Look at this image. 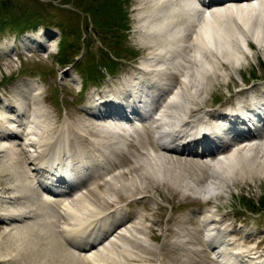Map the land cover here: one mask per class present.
Masks as SVG:
<instances>
[{"label":"bare ground","instance_id":"6f19581e","mask_svg":"<svg viewBox=\"0 0 264 264\" xmlns=\"http://www.w3.org/2000/svg\"><path fill=\"white\" fill-rule=\"evenodd\" d=\"M139 4L138 33L143 45L150 48L147 56L135 67L136 74L127 76L113 94L107 93L110 97H91L82 108L90 118L103 121L107 118L112 122H101L92 129L73 118V128L68 120L55 129V117L45 108L35 81L22 83L24 89L19 94L24 109L8 98L0 108V119L9 126L4 133L0 132V172L10 174L7 183L12 193L0 197L4 201L0 205V223L7 228L3 232L8 233L6 238L17 240L20 235L30 236L26 229H37L48 243L46 248L62 256L66 264H104L103 260L109 261L111 256H142L141 252L131 250L134 247L152 249L144 235L141 213L128 211L119 204L123 190L134 196L145 193V187L164 181L178 190L194 193L207 203L217 195H224L226 183L241 179L237 175L245 170L264 178V130L257 123L253 128L258 127V132L251 135L240 120L242 117L251 126L258 119L263 122L264 97L259 100L254 97L250 106L239 100L225 114L204 109L198 118L191 115L196 95L201 89L204 95L208 92V78L222 75L223 63L230 68L238 67L250 53L251 43L264 48V0H142ZM151 105L156 106L154 112ZM218 117L229 122V130L227 124L217 123ZM140 120L150 124L146 126L153 131L157 148L146 142L150 137L147 128L144 132L136 129ZM233 124L240 125V130H235ZM101 131L104 135L95 138L94 134ZM132 131L136 140L145 134L138 143L146 154L140 158L129 153L134 163L127 170L122 169L130 173L125 180L118 158L122 156L120 149L125 148L124 138L118 133L128 137ZM230 133L234 142L211 151L215 147L211 142L228 140ZM20 148L34 161L29 169L18 164ZM164 151L194 155L198 160H188L191 169L175 171L179 161L173 165L174 160L163 157ZM62 163L66 166L64 175L60 169L46 173V168ZM181 163L188 166L187 162ZM131 169L135 171L130 172ZM87 173L91 177L82 183L80 178ZM29 176L32 178L27 180ZM49 179H54L50 184H59L60 191L52 192L53 187L43 186L42 181ZM99 183L106 186L104 191L98 189ZM70 184L76 185H71L70 192L63 191ZM133 189L138 192L132 194ZM215 212L206 208L201 220L207 231L206 241L213 247L219 263L264 264V252L253 251L258 241L242 245L243 242L229 238L231 224L223 222ZM88 215L91 219L85 221ZM52 217L60 221L58 231L72 251L65 249L53 233ZM247 235V239L252 237ZM1 237L2 233L0 242ZM175 237L185 242L179 234Z\"/></svg>","mask_w":264,"mask_h":264},{"label":"rangeland","instance_id":"374dc122","mask_svg":"<svg viewBox=\"0 0 264 264\" xmlns=\"http://www.w3.org/2000/svg\"><path fill=\"white\" fill-rule=\"evenodd\" d=\"M141 1L121 0L120 9L125 28H122L114 35L113 41L118 40V56L115 58L110 57L107 61V58L102 54V49L98 50L99 48L104 49L106 45L105 41L101 39L100 28L94 24L92 16L83 11V9L78 10L73 6V0H14L13 9L16 14H21L20 20L30 21L31 23L29 24L32 25L33 23L36 25V29L31 27L20 31L21 24L17 20L10 24H0V95H4L8 99L22 101L23 98L19 94L24 89L22 83L27 76H32L40 87L39 92L43 97L45 108H47L52 118L55 117V129L62 122L68 120H70L73 128V118L88 124L92 129L100 126L101 122H112V120L107 118L106 121L90 118L82 108L89 103L91 97L98 96L95 94L97 90L105 91L106 89L114 90L116 87L119 88L127 76L136 74L135 67H138L141 61H144L145 56H147L150 48L143 45L138 33L139 19H137V9ZM46 22L60 23L62 28L65 29L67 33L65 40L67 42L64 43L63 50L66 45L70 43H73V45L64 50V55L70 58L73 52L77 53L80 51L82 55L79 59H82L77 61V66H83L80 70L78 68L75 70L73 68L75 65L66 66L55 62L61 55L57 51L59 49L58 38L61 30L55 25H45ZM27 36H30L31 39ZM79 36L80 41L78 40ZM24 39L27 40L24 42ZM38 40L42 41L43 46L37 44ZM25 45H38V48L42 50L37 49L36 52L25 50L24 52L23 47ZM250 46V53L246 55L245 61H241L238 67L230 68L223 63V74L208 78L210 88L205 95L202 89L196 95V100L194 99V101L197 103L191 106L193 110L192 116L198 118L204 109L224 113L226 110L235 108L239 100L247 102L248 106H250L254 97L256 99L258 97V100L261 98L260 94L255 90H257V87L261 89L260 85L264 86V84H261L264 83V48L261 49L254 43H251ZM16 49L21 52L20 55L16 54ZM107 71L112 72L113 76ZM97 78L103 80L101 81V86L89 87L83 92L79 91L81 80L84 85L85 83L91 85L97 82ZM242 86L250 87L251 90L244 89L238 92V89ZM262 95L263 98L264 94ZM248 98L250 101H247ZM227 105L228 107H226ZM69 114L72 117H68ZM145 123L142 120L136 126L138 129L141 127L140 129L143 132L147 128L146 134L150 137L146 142L156 146L153 131L150 132L148 129L150 124H146L148 125L146 126ZM217 123H222V121L218 120ZM1 125L2 123L0 122ZM118 134L121 138H124L125 145L124 149H120L122 156L118 155L121 161L119 169L127 170V167L134 163L129 153L135 157L140 156V158L146 154L144 152L145 149L141 148L138 143L145 134H142V137H138L139 140H136L135 132H132L128 137L127 135L123 137L122 133ZM100 135H104V132L101 131L94 134L95 138H99ZM21 149V154L18 156V164L24 166L25 169H29L34 161L30 160L27 155L28 152H24ZM164 156L169 161L174 160L173 165H175L177 160L179 161L177 164L179 166L178 169H173L175 171H180L184 167L189 168L191 164L188 160H198L194 155L185 156L173 151H164ZM182 161L187 162L188 166L185 163H181ZM124 170H122L123 178L126 180L130 177V173ZM243 173L237 175L242 177L241 179L237 178L232 184L226 183L227 191L224 195H217L215 199L207 203L194 193L191 194L190 191L185 189H182V191L178 190L177 187H172L164 181L145 187L144 195L134 194L138 192L136 189L132 190L134 196L123 190L124 192L122 191L118 197V200H120L119 204L128 211L141 213L140 221L142 227H145L144 235L149 239L151 247H153L152 249L150 247L147 249L134 247L131 250L141 252L140 255L142 256L131 257L127 255V258L126 255L123 258L111 256L112 258L109 261L120 262V264H220L216 259L215 253H213V247L206 241L207 231L201 220L206 208H213L216 211L215 213H217V217H221V220L226 222V224H231L232 229L229 232V238L236 240V242H243L242 245H253L260 239V242H257V248L253 251L264 252V210L249 211L245 208L246 205L244 206L241 199L243 194H246L254 201H257L259 197L264 199V178L252 174L251 171L246 173L245 170ZM203 174L204 176H202L205 177L206 172H203ZM9 176V173L7 175L0 172L1 198L6 196V194H12L7 183V180L11 178ZM30 178L32 177L29 176L27 180H30ZM105 188L104 184L99 183V190L104 191ZM17 200H20V198ZM3 203L4 201H0V204ZM90 216H85V221L91 219L89 218ZM52 220L54 221L53 217ZM59 222V220L53 222V233L66 246L65 249L72 251L73 248L62 240V235L58 231ZM6 229L5 224L0 223V233H2L0 264H66L62 256L58 253L54 255L52 250L50 251L46 248L48 243L43 233L37 229L34 230L33 228L34 232L26 229L25 232H31L30 236L28 234L24 237L20 235L21 237L18 236L17 240L6 238L8 233L3 232ZM177 234L185 242L180 241V239L177 241L175 237ZM247 234L253 238L247 239ZM18 240H20V243ZM188 245L190 246L187 247ZM58 249H60L59 246ZM60 253H62L61 250ZM11 256L16 257L11 259ZM65 258H68L67 254ZM109 261L103 260V263L108 264Z\"/></svg>","mask_w":264,"mask_h":264},{"label":"trees","instance_id":"16d2710c","mask_svg":"<svg viewBox=\"0 0 264 264\" xmlns=\"http://www.w3.org/2000/svg\"><path fill=\"white\" fill-rule=\"evenodd\" d=\"M121 0H73V6L76 9H83L86 13H88L90 16L93 17L94 24L98 26L101 30V39H103L106 43L105 48H99L98 50L102 49V54L105 56L107 61L110 57H116L118 56L119 49L117 47L118 40L113 41L114 35L119 32L122 28H125L123 25V19L121 15ZM14 0H0V24L2 23H13V21H19V24H21L20 31L24 30V28H34L36 25L31 23L28 20L21 21V14H16L14 9ZM28 22V23H26ZM25 24V25H24ZM48 24L49 26L55 25V27L59 28L61 30L59 35V49L58 52L59 57L57 60H55L56 63H61L62 65H70L71 63L75 65V68H82L83 66H77V61L81 60L79 57H81V53L79 52H73L70 55V58L65 57L64 50L67 47H70L73 45V43H70L65 46L64 50V43L67 42L66 39V31L62 28L61 24H54L53 22H46L45 25ZM80 36L78 37L79 40ZM116 39V38H115ZM80 41V40H79ZM108 41V42H107ZM63 50V51H62ZM60 65V64H59ZM61 66V65H60ZM102 77V76H100ZM99 77V78H100ZM97 78V81L98 79ZM243 200V204L245 208L249 211L256 212L264 210V199L262 197H259L257 201L252 200L249 196L246 194H243L241 197ZM243 207V205H242Z\"/></svg>","mask_w":264,"mask_h":264}]
</instances>
